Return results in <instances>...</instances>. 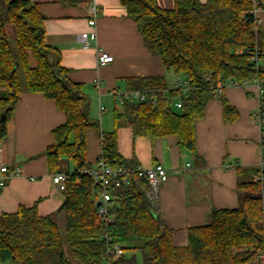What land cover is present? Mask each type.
<instances>
[{"label": "trees", "instance_id": "trees-1", "mask_svg": "<svg viewBox=\"0 0 264 264\" xmlns=\"http://www.w3.org/2000/svg\"><path fill=\"white\" fill-rule=\"evenodd\" d=\"M120 2L146 47L160 56L167 71L185 76L191 91L184 96L168 90L164 77L128 79V90L146 92L148 99L141 103L121 99V111L114 110L115 126L124 123L134 137L175 138L195 157V124L218 94V85L264 80V34L253 0H173L168 10L158 0ZM259 9L264 10V0ZM45 20L32 0L0 1V87L5 88L0 94V143L24 91L54 101L66 121L54 131L47 159L53 175L68 176L64 203L60 212L46 217L38 214L37 206L1 215L0 264H252L264 249V181L253 182L252 177L240 176L236 208L215 209L207 224L186 230L185 246L174 243L158 200L147 196L151 187L135 174L129 176V185L112 190L109 215L114 221L106 228L100 224L92 180L82 173L93 167L87 158L88 132L95 130L104 139L101 155L109 167L138 166L119 153L116 130L101 132L99 122L91 118V100L82 85L69 78L58 49L46 43ZM8 23L14 27V41L7 35ZM176 99L182 102L181 109L174 108ZM260 106L264 111V101ZM65 164L74 171H64ZM60 213L66 222L65 239L58 224ZM116 245L124 255L108 260Z\"/></svg>", "mask_w": 264, "mask_h": 264}, {"label": "crops", "instance_id": "crops-1", "mask_svg": "<svg viewBox=\"0 0 264 264\" xmlns=\"http://www.w3.org/2000/svg\"><path fill=\"white\" fill-rule=\"evenodd\" d=\"M32 1L39 4L46 18V43L58 49L71 81L82 85L91 100L90 116L99 122L101 132L106 133L102 118L112 117V127H106L116 130L118 150L124 159L148 169L162 165L168 171L167 182L159 188L158 206L161 219L173 230L174 243L185 246L186 230L207 224L213 210L236 208L240 176L253 177L262 160L261 131L252 121L260 108L257 91L251 86H231L218 92L196 121L195 157L179 147L175 138L134 137L129 127L121 124L116 128L113 119L114 110L121 111V96L133 92L128 90L127 80L164 77L171 90L185 76L167 71L160 56L146 47L136 22L126 15L120 0ZM158 4L162 9L173 8V0H158ZM92 5L98 8L96 27L89 25ZM256 18L259 22L258 13ZM92 32L97 33V41L84 50L79 36ZM100 52L111 55L114 62L99 67ZM4 91L0 87V94ZM65 121L54 101L42 94H21L2 142L0 166L20 168L23 173L1 188L0 216L35 206L42 217L60 212L64 196L52 180L47 151L55 143L54 131ZM87 143L88 162L95 166L101 154L95 130L88 132ZM58 224L66 226L63 213Z\"/></svg>", "mask_w": 264, "mask_h": 264}, {"label": "built area", "instance_id": "built-area-1", "mask_svg": "<svg viewBox=\"0 0 264 264\" xmlns=\"http://www.w3.org/2000/svg\"><path fill=\"white\" fill-rule=\"evenodd\" d=\"M259 1L260 0H253L254 4V15L261 10L259 9ZM98 14V8L96 5H92L89 8V15L91 17L89 21L90 27H96L97 19L96 16ZM97 33H82L79 36V42L81 43L84 50H88L90 48V44L92 42L97 41ZM114 62V58L104 52H100L97 64L99 67H105L110 65ZM100 83L97 82V86ZM231 86H238L233 81H229L226 84H219L217 88V92H222L226 87ZM243 87H253L258 93V99L261 102L264 101V80L261 81L258 78H255L251 83H245L242 85ZM171 91H176L184 96L188 95L191 91V87L189 81L184 77L179 79ZM121 99L131 100L137 103L145 102L148 99V93L142 91H133L128 92L121 96ZM152 105H157V99L153 98L151 100ZM176 109H181L182 102L180 99H176L173 103ZM101 112H104V107H101ZM255 121L258 123L260 131H261V139L264 138V111L261 109V106L255 116ZM104 143V139H100L101 144V151H102V144ZM2 143H0V152H1ZM262 151V160L260 165L257 168V172L253 175L252 180L253 182L261 183L264 181V147L261 145ZM23 171L20 168H16L11 170L8 165L0 166V188H3L6 185V182L13 178L14 176L22 175ZM82 173L86 176H89L92 180V192L95 195V205L97 208V214L99 218V222L103 227H107L110 225L114 218L109 215V207L111 205L112 200V190L113 189H120L123 186L129 185L131 175L135 174L140 179L147 180L151 190L148 193V198L152 201L158 200V193L159 188L162 184L166 183L168 180V171L162 165H157L153 168H142L137 167L135 170H129L126 168H120L117 170L112 169L109 167L105 160L103 159L102 155L95 164L90 169H84ZM68 176L66 174H56L52 177V180L55 185L58 186L60 191H64L65 183L67 182ZM100 204V206H98ZM124 255V251L120 245H116L112 247L111 251L108 254L109 259H120ZM109 264V263H108ZM252 264H264V249L256 253L255 259Z\"/></svg>", "mask_w": 264, "mask_h": 264}, {"label": "rangeland", "instance_id": "rangeland-1", "mask_svg": "<svg viewBox=\"0 0 264 264\" xmlns=\"http://www.w3.org/2000/svg\"><path fill=\"white\" fill-rule=\"evenodd\" d=\"M1 6H2V11H3V13H5V11H6L5 3H2ZM261 11H262V10H260V11L258 12V17H259V20H260L258 23H259V25H260V27H261V29H262L263 34H264V12H261ZM9 27L12 28V31H11V32L9 31ZM6 31H7V35H8V37H9V39H10L11 41H14V40L16 39V33H15V30H14V27H12V25L8 23V24L6 25ZM22 83L24 84L23 78H22ZM92 102L94 103V101H92ZM107 114H111V113H110V112H107ZM97 118H98V120H99L101 117H97ZM254 119H255V117H252V121H254L253 123H256L257 126L259 127L258 123H257ZM102 120L105 121V122H104V126H105L104 131H105L106 133L113 131V129H111V131H108V128L106 127V126H108V125H110V126L112 127V125H113L112 117H103ZM122 125L124 126L125 124L123 123ZM62 169H63L64 171H67V170H71L72 172L74 171V167H73V166H70L69 169H68V166H67L66 164L64 165V167H63ZM59 227H60V230H61L62 238L65 239V227L60 226V225H59ZM66 254H67V256H68L69 258L71 257V256H70L69 249H68L67 246H66ZM136 259H137V261H138L139 263L142 261V256H141L140 252H137V253H136ZM4 264H11V263L7 262V263H4ZM249 264H250V263H249Z\"/></svg>", "mask_w": 264, "mask_h": 264}, {"label": "water", "instance_id": "water-1", "mask_svg": "<svg viewBox=\"0 0 264 264\" xmlns=\"http://www.w3.org/2000/svg\"><path fill=\"white\" fill-rule=\"evenodd\" d=\"M2 121H4V117L2 118ZM98 206H100V204Z\"/></svg>", "mask_w": 264, "mask_h": 264}]
</instances>
